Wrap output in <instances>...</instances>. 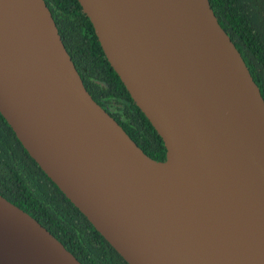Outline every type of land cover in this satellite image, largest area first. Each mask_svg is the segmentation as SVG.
<instances>
[{
	"label": "water",
	"instance_id": "obj_1",
	"mask_svg": "<svg viewBox=\"0 0 264 264\" xmlns=\"http://www.w3.org/2000/svg\"><path fill=\"white\" fill-rule=\"evenodd\" d=\"M161 137L85 88L44 0H0V114L128 264H264V99L209 0H77ZM0 264H82L0 194Z\"/></svg>",
	"mask_w": 264,
	"mask_h": 264
},
{
	"label": "trees",
	"instance_id": "obj_2",
	"mask_svg": "<svg viewBox=\"0 0 264 264\" xmlns=\"http://www.w3.org/2000/svg\"><path fill=\"white\" fill-rule=\"evenodd\" d=\"M91 96L153 158L161 137L109 65L77 0H44ZM264 99V0H209ZM0 194L44 225L82 264H128L27 153L0 114Z\"/></svg>",
	"mask_w": 264,
	"mask_h": 264
}]
</instances>
